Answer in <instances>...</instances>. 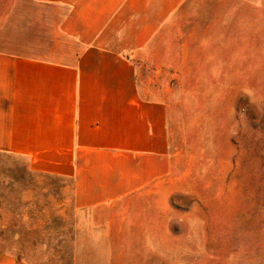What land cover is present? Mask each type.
I'll use <instances>...</instances> for the list:
<instances>
[{"label":"rangeland","instance_id":"obj_1","mask_svg":"<svg viewBox=\"0 0 264 264\" xmlns=\"http://www.w3.org/2000/svg\"><path fill=\"white\" fill-rule=\"evenodd\" d=\"M40 11L37 0H0V47L25 42L50 54L54 32ZM138 62L145 94L169 105L173 165L171 181L122 208L146 234L152 216L151 239L136 234L123 264H264V0H186ZM59 184L28 172L24 158L0 155V200L43 201L45 216L56 214L20 230L18 243L0 224L1 248L35 264H74L76 254L87 264L82 251L98 240L82 239L76 251L86 223L76 226L70 207L57 214ZM107 209L95 214L101 224Z\"/></svg>","mask_w":264,"mask_h":264},{"label":"crops","instance_id":"obj_2","mask_svg":"<svg viewBox=\"0 0 264 264\" xmlns=\"http://www.w3.org/2000/svg\"><path fill=\"white\" fill-rule=\"evenodd\" d=\"M185 1L37 0L54 32L51 53H30L25 42L14 44L22 50L0 47V155L24 158L28 172L60 182L53 208L60 216L70 207L76 226L86 223L76 251L82 239L98 240L82 251L87 264H123L135 255L136 234L152 237L151 215L146 234L144 221L122 208L171 181L170 108L145 94L138 60ZM104 207L101 224L95 214ZM45 212L43 201L0 200L1 227H11L16 243L24 227L43 228L56 215ZM153 223L156 235V213ZM23 253L0 247V264H35L16 257Z\"/></svg>","mask_w":264,"mask_h":264}]
</instances>
